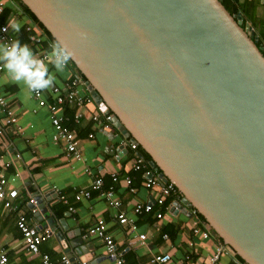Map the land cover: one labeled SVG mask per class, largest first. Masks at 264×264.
Here are the masks:
<instances>
[{"label":"water","instance_id":"water-1","mask_svg":"<svg viewBox=\"0 0 264 264\" xmlns=\"http://www.w3.org/2000/svg\"><path fill=\"white\" fill-rule=\"evenodd\" d=\"M19 1L75 51L94 103L176 187L170 211L194 210L243 262L264 264V55L241 16L223 0ZM70 244L71 263L86 264L87 247Z\"/></svg>","mask_w":264,"mask_h":264},{"label":"crops","instance_id":"crops-1","mask_svg":"<svg viewBox=\"0 0 264 264\" xmlns=\"http://www.w3.org/2000/svg\"><path fill=\"white\" fill-rule=\"evenodd\" d=\"M4 1L9 4V0ZM223 1L230 11L241 16L243 26L248 25L252 28L254 36L264 49V0ZM14 9L15 11L4 19L3 14L0 15L3 24L7 25L8 21L13 19L23 24L21 30L27 26L26 31L27 28H31L35 34L37 32L42 34L24 13L18 8ZM10 33L18 40V33L12 29ZM27 45L34 52L38 49L32 39ZM49 67L54 71L51 66ZM68 77V69L57 74V83L53 87L62 89ZM51 89L43 91V98L49 103L53 101ZM0 92L23 130L22 135L15 136L6 129L7 137L0 141V178L6 180V189L18 191L15 205L17 204L19 210L24 212L28 223L35 225L39 231H43L44 228L52 231V236L40 245V252L47 254L53 264H62L64 256L70 260L71 253L75 254V247L70 243L80 241L84 248L87 247L88 253L84 255L86 264H116L106 256L101 240L94 237L82 239L87 229L99 219L104 220L107 233L114 240L126 264H151L152 257L162 253L171 256L170 264H209L208 257L217 243H220L217 236L211 235L207 239H202L193 235L190 224L199 221L194 210H181L174 214L166 210L165 206L154 204L157 194L144 187V175L141 182L128 175L134 171L132 162L136 153L129 146H126V152L120 150V146L126 141L123 135L117 129H113V132H100L90 121L95 104L85 106L84 116L77 122L72 119V108L62 107L58 111V114L69 118L67 127L82 140L80 148L85 161L78 162L65 156L62 144L52 142L54 130L48 110L38 107L37 102L30 97L29 89L22 83L13 82L3 69L0 71ZM3 125L0 110V127ZM89 134H93L90 140ZM26 139L30 141L29 144L25 143ZM17 155L19 158H16ZM7 163L9 166L5 167ZM86 166L90 168L93 176L102 179L104 189L113 188L114 196L122 202L127 217L135 221L137 232L146 235L144 244L133 238L126 226L118 224L115 218L116 211L106 204L99 192H92L90 199L75 200V194L79 190L87 189L91 185L92 178L84 172ZM112 174L117 176L116 182L112 181ZM127 176L132 179L134 192L129 191L125 183ZM53 187L65 197L66 203L59 200L52 190ZM38 195L41 196L44 207L48 208L47 213L40 214L39 217L36 216L38 209L32 208V204L29 203L30 199ZM137 202L152 204V211L135 214L134 205ZM70 208L74 212H70ZM33 209L35 212H32ZM159 212L164 216L157 219L155 215ZM199 226L205 229L203 224ZM58 234L63 236V240L58 239ZM164 235H167V239H164ZM0 247L14 249L8 254L10 264H42L40 257H31L26 252L22 235L16 226V215L4 209L2 205ZM185 256L188 257L187 260ZM75 260V263L70 261V264H80L78 257ZM235 262L232 252L226 249L217 264H236Z\"/></svg>","mask_w":264,"mask_h":264},{"label":"built area","instance_id":"built-area-1","mask_svg":"<svg viewBox=\"0 0 264 264\" xmlns=\"http://www.w3.org/2000/svg\"><path fill=\"white\" fill-rule=\"evenodd\" d=\"M5 8V1L0 0V15L3 13ZM6 24H3L0 21V44L3 43H11L16 40L15 36H12L10 33V29L8 31H4ZM29 30V28H27ZM42 40L41 34L36 33L32 37V42L35 44L40 43ZM50 51H42L37 50L34 52L38 57L47 60V56ZM2 66H0V71H2ZM69 77L64 83V87L62 89L53 87L51 89V94L53 96L52 102H47L46 99L43 98L42 92H33L29 90L30 97L37 102L38 107L46 108L49 113V118L51 125L54 130V134L52 135V142L54 144H62L64 154L67 158H71L74 161L84 162V158L81 153L80 142L82 141L80 138L76 136L73 130L67 127V123L69 118L65 115L58 114V111L64 107H70L73 110L72 119L76 122L84 116L85 106L90 103H94L91 94L87 91L85 87V81H83L79 75L78 70L73 67L72 62L70 61L69 66ZM0 110L2 112V120L3 127H0V141L3 137H7L6 129H8L13 135L19 136L23 134L22 128L18 125V119L14 112L9 108L8 102L3 97L0 92ZM90 121L94 124L96 130L107 133L113 132L112 130L116 128L112 122V113H106L99 104H95L94 111L90 115ZM93 134L88 135V139H92ZM26 144H29L30 141L28 139L25 140ZM132 150L135 151L137 144L132 143L128 140L124 141V144ZM16 158H19L18 155ZM5 167L9 166V163L4 165ZM132 169L134 171L144 170V187L157 194V197L154 201V204L158 206H165V200L169 197H174V202L180 200V195L176 189V187L171 182H163L159 177L157 171L153 169L145 168L144 160L140 157L139 154L136 153V156L132 162ZM84 172L86 175L92 178L91 185L87 189L79 190L75 194V200L80 201L81 199H90L92 192H99L101 196L104 198L106 204L116 211L115 218L119 225H124L127 227V231L133 238H136L141 244H144L146 240L145 234H139L137 232V225L134 220H131L127 217L125 210L122 207V202L114 196L113 188L104 189L103 181L101 178L93 176L89 167L84 168ZM112 181H117V176L112 174ZM125 183L129 188V191L134 192V188H132V179L127 176L125 177ZM7 182L1 177L0 178V205L4 207L7 211L14 213L16 215V226L22 235V243L26 252L31 257H40L42 264H53L47 254H42L40 252V245L49 239L52 236V231L49 228H44L43 231H39L35 225H31L28 223L27 218L23 211L19 210L18 205H15V200L18 197V191L15 189H6ZM53 192L57 194L59 200L63 203H66V199L60 191L56 188H52ZM30 204H34V199L29 200ZM173 207V202L169 205L165 206L166 210H171ZM153 209V205L150 203H135L134 205V213L140 214L150 213ZM35 209L32 210V212ZM70 212H74L72 208L69 209ZM195 212V211H194ZM164 216L162 212H159L155 215L157 219H160ZM199 221H193L190 226L192 229V233L194 236L201 237L202 239H207L211 235H215L212 230H207L205 228V223L203 224V228H201ZM88 237H94L101 240L104 243L106 256L113 260L116 264H126L123 256L120 251L117 250L116 244L112 237L107 233L106 224L104 220L99 219L97 222L87 229L86 233L82 236V239L85 240ZM164 239H167V235L163 236ZM227 249V247L223 243H217L213 252L208 257L209 264H217L221 254ZM11 250H7L3 247H0V264H10L8 259V254ZM188 257L185 256V260ZM172 261L171 256L167 253H162L159 255H155L151 259V264H170ZM236 261V260H235ZM62 264H70V260L68 257L62 258ZM236 264H246L245 262L236 261ZM84 264V263H82ZM182 264V263H181Z\"/></svg>","mask_w":264,"mask_h":264},{"label":"clouds","instance_id":"clouds-1","mask_svg":"<svg viewBox=\"0 0 264 264\" xmlns=\"http://www.w3.org/2000/svg\"><path fill=\"white\" fill-rule=\"evenodd\" d=\"M22 27L21 22L10 19L4 31L10 28L19 33ZM79 35L86 37L84 33ZM75 59V51L62 40L53 42L47 60L38 57L26 43L19 40L0 44V66L13 82L22 83L33 92L51 89L57 83V74L66 72L70 61Z\"/></svg>","mask_w":264,"mask_h":264},{"label":"trees","instance_id":"trees-1","mask_svg":"<svg viewBox=\"0 0 264 264\" xmlns=\"http://www.w3.org/2000/svg\"><path fill=\"white\" fill-rule=\"evenodd\" d=\"M222 3L224 5V7L230 12L231 15H235L234 12H232L228 9V6H227L225 1H222ZM14 8H18V10H20L22 13H24L28 17V19L42 31V34H41L42 40L40 43L36 44L37 48L39 50H42V51H50L51 45L53 44V42H55L54 38L44 28V26L36 19V17L28 10V8L26 6H24L19 0H9V4L5 3V8H4L3 13H2L3 14L2 19H4V17L8 16L12 11H15ZM2 14H1V16H2ZM26 27L24 29L20 30V32L18 33L19 36L17 39L21 43L27 44V42H29V40H31L32 37L35 35V32H34V29L32 30L31 28H29V30L26 31ZM22 38H24V40H22ZM257 44L259 46H261V43L258 42ZM262 53L264 55V49H263ZM72 65H73V63H72ZM73 67H75V66L73 65ZM78 75L83 81H85L84 76L79 71H78ZM134 153L139 154L142 157V159L144 160L145 168L150 169V166L148 164H149V161L151 160V158L139 145H137ZM157 173L159 174V171H157ZM128 175L131 178L136 179L138 182H141V181H143L144 170L141 169L137 173L132 171ZM105 189H107V188H105ZM173 200H174V197H172V196L167 198L165 201V206L169 205ZM195 214H196L197 218L199 219L200 225L204 224L205 220L203 219V217L201 215H199L197 212H195ZM217 239H218V241L223 243L220 238L217 237ZM227 249L230 250L229 248H227ZM232 254H233L236 261L243 262V260L240 257H238L236 254H234L233 252H232Z\"/></svg>","mask_w":264,"mask_h":264}]
</instances>
